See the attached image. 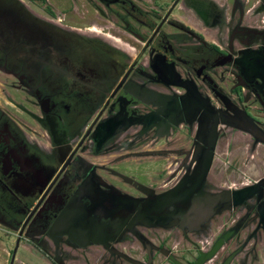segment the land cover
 Returning a JSON list of instances; mask_svg holds the SVG:
<instances>
[{"label":"flooded vegetation","instance_id":"obj_1","mask_svg":"<svg viewBox=\"0 0 264 264\" xmlns=\"http://www.w3.org/2000/svg\"><path fill=\"white\" fill-rule=\"evenodd\" d=\"M97 1L109 64L45 0H0L9 260L264 264V0Z\"/></svg>","mask_w":264,"mask_h":264},{"label":"rangeland","instance_id":"obj_2","mask_svg":"<svg viewBox=\"0 0 264 264\" xmlns=\"http://www.w3.org/2000/svg\"><path fill=\"white\" fill-rule=\"evenodd\" d=\"M23 1L28 3L27 6L32 12H35L40 16L51 15L46 14L45 10H43V6L31 4V0ZM35 1L38 2L39 0ZM45 1L53 10L52 16L49 17H52L54 22H58L62 26L69 28V32L81 34L82 39L84 38L83 42L85 43V49L88 51V54L100 55L104 64H109V58L112 55L106 51L110 50V48H114V44L126 48L127 45L125 42L121 40L116 41L114 39L113 35L115 34L112 32L110 21L105 17L98 15L95 5V2L99 3L97 0ZM107 53L109 54V57ZM0 80L1 83L10 81V77L5 72L0 71ZM1 87L5 92H9L12 96H18L16 90L8 89V86L6 87L2 84ZM3 103L9 108H13L9 103L4 101ZM12 245H14V233L0 224V264L9 263V255ZM213 257H215V255L211 254L207 256V258L203 259L202 264H212L211 258ZM20 262L21 264H51L37 251V249L22 243L17 247L13 264H18Z\"/></svg>","mask_w":264,"mask_h":264},{"label":"water","instance_id":"obj_3","mask_svg":"<svg viewBox=\"0 0 264 264\" xmlns=\"http://www.w3.org/2000/svg\"><path fill=\"white\" fill-rule=\"evenodd\" d=\"M16 249H17V244L13 247V249H12V253H11V257H10V260H9V263L8 264H13V261H14V257H15V253H16ZM210 254L208 253V256H209ZM171 258L173 259V257L171 256ZM175 260V259H174ZM203 261V260H202ZM202 261H201V263L200 264H202ZM137 264H143V263H137ZM222 264H224V263H222Z\"/></svg>","mask_w":264,"mask_h":264},{"label":"built area","instance_id":"obj_4","mask_svg":"<svg viewBox=\"0 0 264 264\" xmlns=\"http://www.w3.org/2000/svg\"><path fill=\"white\" fill-rule=\"evenodd\" d=\"M22 262V261H21ZM21 262L20 263H18V264H21Z\"/></svg>","mask_w":264,"mask_h":264}]
</instances>
